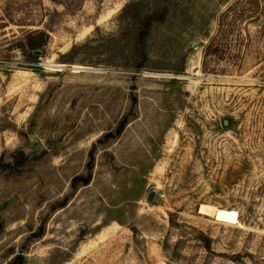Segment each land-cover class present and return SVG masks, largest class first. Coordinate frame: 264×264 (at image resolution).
<instances>
[{
	"label": "rangeland",
	"instance_id": "obj_1",
	"mask_svg": "<svg viewBox=\"0 0 264 264\" xmlns=\"http://www.w3.org/2000/svg\"><path fill=\"white\" fill-rule=\"evenodd\" d=\"M21 251L264 264V0H0V264Z\"/></svg>",
	"mask_w": 264,
	"mask_h": 264
},
{
	"label": "trees",
	"instance_id": "obj_2",
	"mask_svg": "<svg viewBox=\"0 0 264 264\" xmlns=\"http://www.w3.org/2000/svg\"><path fill=\"white\" fill-rule=\"evenodd\" d=\"M232 10L234 12H232ZM235 13L236 12L234 10V7L230 6L222 13V16L225 17V18H228V17L232 16ZM217 40H219V32L210 39V43L206 47V52L204 53L205 55L208 54V51H209L210 47ZM27 43H28L27 47H28V51H29V53L27 52V54H26L27 55V59L28 60H32L34 58L33 55H32V51L34 50L35 42L28 41ZM128 121H129L128 115H124L122 117V119L120 120L117 128H116V132L114 134L113 133H109V134L106 135V137H114L115 135H118L122 131V129L124 128V126L126 125V123ZM23 158H24L23 155L16 156L14 158L15 163H16L17 166L20 165V162L23 160ZM87 168H88V173H86L85 175H77V176L73 177V179H72V187L74 189H76V188H78L80 186L87 185L89 183V181H90V171L92 169V161L91 160L88 162ZM65 202H66V199L61 201L59 206L60 207L63 206L65 204ZM39 235H40V233L39 234L31 233L30 238H31V240H35ZM206 247H208V244L206 245ZM7 264H25V258L23 256V252L21 251L18 254H15L9 260V262Z\"/></svg>",
	"mask_w": 264,
	"mask_h": 264
},
{
	"label": "water",
	"instance_id": "obj_3",
	"mask_svg": "<svg viewBox=\"0 0 264 264\" xmlns=\"http://www.w3.org/2000/svg\"><path fill=\"white\" fill-rule=\"evenodd\" d=\"M34 53L39 54V51H34ZM153 197H154V191L152 190V191L149 192L147 200L151 201L153 199ZM157 197L158 196H155V198H157Z\"/></svg>",
	"mask_w": 264,
	"mask_h": 264
},
{
	"label": "bare ground",
	"instance_id": "obj_4",
	"mask_svg": "<svg viewBox=\"0 0 264 264\" xmlns=\"http://www.w3.org/2000/svg\"><path fill=\"white\" fill-rule=\"evenodd\" d=\"M209 210H211L209 206L204 205V204L200 205V209H199L200 212H206Z\"/></svg>",
	"mask_w": 264,
	"mask_h": 264
}]
</instances>
